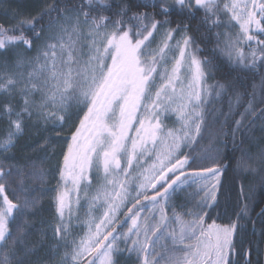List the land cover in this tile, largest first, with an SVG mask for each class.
Segmentation results:
<instances>
[{
  "label": "snow or ice",
  "instance_id": "obj_1",
  "mask_svg": "<svg viewBox=\"0 0 264 264\" xmlns=\"http://www.w3.org/2000/svg\"><path fill=\"white\" fill-rule=\"evenodd\" d=\"M200 11L202 42L224 29L215 32L210 52L225 58L226 83L209 86V77L225 69L197 55L192 24ZM13 20L0 24V52L23 49L10 63L30 71L11 72L6 64L0 73V119L8 125L0 149L15 147L33 115L73 128L52 190L59 220L54 264H253L261 249L245 239L243 221L255 225L254 193L241 185L235 219H212L228 166L219 148L202 141L226 135L208 123L210 99L231 92L239 104V73L260 76L253 99L257 88L264 93V0H82L15 12ZM245 112L256 114L251 103ZM172 115L178 127L166 123ZM233 123L235 138L244 116ZM245 156L237 161L242 171L251 168ZM12 175L0 163V264H32L23 217L38 201L10 199ZM74 204L77 213L85 209L79 234ZM258 216L264 223V208Z\"/></svg>",
  "mask_w": 264,
  "mask_h": 264
},
{
  "label": "trees",
  "instance_id": "obj_2",
  "mask_svg": "<svg viewBox=\"0 0 264 264\" xmlns=\"http://www.w3.org/2000/svg\"><path fill=\"white\" fill-rule=\"evenodd\" d=\"M82 0H0V24L5 27L14 23L13 13L25 12L34 13L48 5L61 4L62 7L71 3H80ZM117 0H112L115 4ZM222 6V4H221ZM111 15V13H106ZM55 15V14H53ZM204 16V12L197 13L196 21L192 24V34L197 37L200 51L197 55L201 57H212L221 64L225 69L222 72H215L208 79V85L214 86L217 83H226L227 64L225 58L219 53L213 54L210 49L215 45V32H223L224 29H215L211 36V43H205L200 40L201 32L196 31L199 20ZM159 18V17H158ZM180 17L172 16L171 20H178ZM174 26V25H173ZM235 31V30H232ZM43 43V42H41ZM15 51L23 49H10L7 54L0 52V73L5 71L4 65H8V71L11 72H28L27 68H14L10 61ZM28 56H35V52H27ZM232 78L237 73L230 74ZM243 80V86L240 88V103L237 104L235 97L231 92L221 94L219 97L210 99L208 123L213 131H218L223 126V135L219 140L205 139L202 141L204 147L219 148L222 153L223 163L227 165L224 175L221 177L223 195H219L220 207L212 213V219L218 224H227L230 219H235V213L239 211L237 207L239 201L237 194L240 186L243 185L245 191L251 189L254 193L249 203V217L255 221L253 226L248 220L243 221L246 227L245 239L252 241L254 247L258 246L261 251L251 256L253 264H264V223L261 222L258 213L264 208V117H261V110L264 109V102L261 97L264 95L259 88L256 89L255 99H253V85H259L260 76H251L248 73H239ZM15 95V93H13ZM2 97V94H0ZM249 103L256 110V114L248 115L245 109ZM231 104V111H230ZM244 116L246 127L236 132L235 138L232 132L235 129L233 121L240 120ZM67 119V118H66ZM69 130L62 126L54 125L49 121L44 123L41 118L33 115L31 119L25 118V128L22 136L18 139L14 148L5 152L0 149V163L5 167H11L13 175L9 178L8 195L14 202L22 203L27 197L29 200H37L38 203L27 210L23 220L29 224L28 235L25 243L33 249L30 257L32 264H46L51 254V238L45 232L47 222L54 219L55 205L52 199L56 188L59 175L58 170L62 164V153L66 151L67 138L70 136L73 128L67 123ZM7 120L0 119V139H2L7 130ZM220 141H223L221 143ZM247 154L245 159L248 160L251 168L242 171L237 168V161L242 154ZM207 163H211L208 161ZM43 172L41 177L39 174ZM14 190V191H13ZM21 218L17 217L14 222H10V228L15 231ZM211 223V221H208ZM2 258V256H0Z\"/></svg>",
  "mask_w": 264,
  "mask_h": 264
},
{
  "label": "rangeland",
  "instance_id": "obj_3",
  "mask_svg": "<svg viewBox=\"0 0 264 264\" xmlns=\"http://www.w3.org/2000/svg\"><path fill=\"white\" fill-rule=\"evenodd\" d=\"M223 2H226V0H222V3H223ZM178 38H179V37H177V39H178ZM160 40H161V36H160V35H156V36H155V41L153 42L152 47H153V48L157 47V46L159 45V43H160ZM166 123H167L168 125L171 124L172 127H178V126H179V125L176 123V118H175L174 115L170 116V118L166 121ZM174 123H175V124H174ZM22 134H23V132H22L21 134H19V135L15 138V144H16V142L18 141V139L22 136ZM94 189H95V188H93V191H94ZM81 204H83V199H81ZM73 213H74V215L78 214V215L81 217V221H79V222L76 221L75 219H73V221H72L73 226H74V230L76 231L77 234H79V233H80V227H79V224H80V222H82L83 219L85 218V209H84V208H80L79 211H78V213H77V211H76V206H75V204H74V205H73ZM54 215H55V216L53 217L54 219L49 220V221L47 222V228H46V230H45V232H47L48 236L52 237V238H51V241H52V243H53V244H51V254L49 255L50 258L48 259V261H47L46 264H54V261H53V259H52L53 254H54V251H55V241H54V239H53V226L59 223V220H58V218H57L56 212L54 213ZM62 251H63V250H62ZM57 259H58V258H57ZM121 264H127V262L124 261V260H122V261H121Z\"/></svg>",
  "mask_w": 264,
  "mask_h": 264
},
{
  "label": "flooded vegetation",
  "instance_id": "obj_4",
  "mask_svg": "<svg viewBox=\"0 0 264 264\" xmlns=\"http://www.w3.org/2000/svg\"><path fill=\"white\" fill-rule=\"evenodd\" d=\"M175 124V123H174ZM169 127H172L171 126V124L170 125H168ZM66 131L67 130H69V127L70 126H68V124L66 123V124H64L63 126H62ZM68 132V131H67ZM68 142V141H67ZM93 188H95V181L93 182ZM181 202H183V201H181ZM178 211H181L180 209H178ZM169 215H171V213H169Z\"/></svg>",
  "mask_w": 264,
  "mask_h": 264
}]
</instances>
